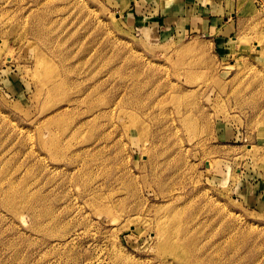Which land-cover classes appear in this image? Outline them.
Instances as JSON below:
<instances>
[{
	"label": "rangeland",
	"instance_id": "374dc122",
	"mask_svg": "<svg viewBox=\"0 0 264 264\" xmlns=\"http://www.w3.org/2000/svg\"><path fill=\"white\" fill-rule=\"evenodd\" d=\"M204 1L0 0V264H264V0Z\"/></svg>",
	"mask_w": 264,
	"mask_h": 264
},
{
	"label": "crops",
	"instance_id": "0c3cea01",
	"mask_svg": "<svg viewBox=\"0 0 264 264\" xmlns=\"http://www.w3.org/2000/svg\"><path fill=\"white\" fill-rule=\"evenodd\" d=\"M164 1L167 2L169 0H164ZM201 6H203V7L199 8V13L201 10V14L198 18L194 13H191V15L193 17L192 22H191V26L193 27L192 29H199V30L204 31V32L224 31L223 29H225L227 25H222V26L218 25V18L214 14H212L213 4H210L205 0L204 4H201ZM179 12H181V13L180 14L172 13V14L165 15V16H167L168 21H172V22L177 21L176 22L177 24L171 25L173 28H171V26H168L167 29H178L179 31H186L187 30V28H188L187 23H184V25L182 26L181 22L183 20H185L186 18H190V15H187V13H183V11H179ZM126 16L128 17V19L130 18L129 15H126ZM190 21L191 20H189V22ZM225 23H227V22H225ZM175 26H180V27L176 28Z\"/></svg>",
	"mask_w": 264,
	"mask_h": 264
},
{
	"label": "bare ground",
	"instance_id": "6f19581e",
	"mask_svg": "<svg viewBox=\"0 0 264 264\" xmlns=\"http://www.w3.org/2000/svg\"><path fill=\"white\" fill-rule=\"evenodd\" d=\"M91 190H93V189H91ZM91 190H90V191H91ZM91 192H92V191H91ZM90 195H91V194H90ZM8 196H9V195H8ZM6 197H7V196H6ZM8 198H9V197H7V200H8ZM13 202H14V201H13ZM162 227L165 228V229L162 230V231H159V232H158V236H160L159 238H160L161 241H162V245H164L165 248H166V247H168V248L170 247L171 249H175V248H176L175 245H173V246L170 245V246H169V245H168V242H166L167 240H169L168 238H171L170 235H169L170 232H167V231H168V229H167L168 226L161 224V225H160V228H162ZM178 232H179V231H178ZM182 233H183V232H182ZM177 235H178V234H177ZM186 235H187V234H186ZM186 235H185V237H186ZM180 238H181V236H180ZM184 239H185V238H184ZM59 243H61V242H59ZM197 260H198V258H197ZM197 260H196V261H197ZM199 262H200V259H199ZM195 263H196V262H195Z\"/></svg>",
	"mask_w": 264,
	"mask_h": 264
}]
</instances>
